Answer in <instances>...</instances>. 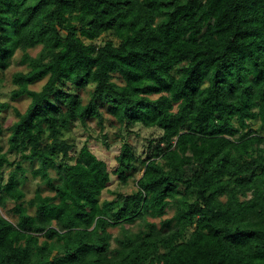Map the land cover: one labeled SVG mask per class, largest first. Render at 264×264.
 <instances>
[{
    "label": "trees",
    "instance_id": "1",
    "mask_svg": "<svg viewBox=\"0 0 264 264\" xmlns=\"http://www.w3.org/2000/svg\"><path fill=\"white\" fill-rule=\"evenodd\" d=\"M16 51L0 264H264V0H0V73ZM110 118L160 135L112 167L64 138Z\"/></svg>",
    "mask_w": 264,
    "mask_h": 264
},
{
    "label": "rangeland",
    "instance_id": "2",
    "mask_svg": "<svg viewBox=\"0 0 264 264\" xmlns=\"http://www.w3.org/2000/svg\"><path fill=\"white\" fill-rule=\"evenodd\" d=\"M111 39L108 35H103L98 41V44L104 43L106 40ZM40 51V47H36L34 49L28 50V53L31 56H36ZM21 52L16 51L13 57L10 59L9 67L0 73V101L1 102H8L10 104V109L7 111L1 112L0 117L2 118L1 124L2 128H6L11 125L15 121V116L11 110L12 106L17 107L18 110L23 112L27 105L28 99L25 97H21L16 101H9V94L14 89V86L11 83V78L15 73L18 72H26V68L24 65L20 63ZM43 82L37 83L32 86V89L39 90ZM85 95V94H84ZM116 125L115 121L110 118V122H106L104 124V129L101 130L99 126L96 124L95 121L89 122V129L80 128L79 126L73 125L69 130L64 133V138L68 139L71 143L76 145V149H80L81 146L90 138H94L95 141H89L88 146L89 148L101 159L106 161L110 167H112L115 163L114 158L119 154V149L121 144L126 141L129 143L134 150L136 151L137 155H140L143 150V146L145 141L149 138H157L160 135V131L157 129H145L141 126H137L133 128L132 132L127 131H120ZM107 143L108 148L105 147L103 143ZM0 145H2V151L5 152L7 149L6 145V137L4 135L0 136ZM9 159L13 161L15 159L14 156L10 155ZM11 168L4 167L2 169L4 180H6L8 176V172ZM142 168L139 164H136V168L134 170L133 179L127 181V183L123 186L116 181L114 178L112 180V184L109 188H107L101 196V200L107 199L110 200L113 198V194L120 192V193H131L135 190L134 186V179H138L141 176ZM51 176H54V173H50ZM29 177V181L24 184L23 191L26 194V200L33 197L36 186L38 181L32 180ZM13 202H8L6 205V210L1 211L0 215L5 217L6 219L13 221L16 220L13 216ZM9 213V214H7ZM174 214V209H170L167 212L166 218H170ZM159 223V220L156 221ZM113 236H116L117 231L111 230L110 231Z\"/></svg>",
    "mask_w": 264,
    "mask_h": 264
}]
</instances>
